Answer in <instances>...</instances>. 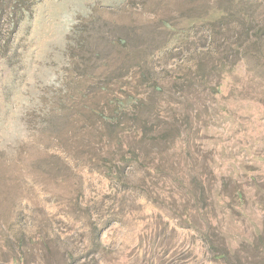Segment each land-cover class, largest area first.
<instances>
[{"label": "rangeland", "instance_id": "rangeland-1", "mask_svg": "<svg viewBox=\"0 0 264 264\" xmlns=\"http://www.w3.org/2000/svg\"><path fill=\"white\" fill-rule=\"evenodd\" d=\"M0 264H264V0H0Z\"/></svg>", "mask_w": 264, "mask_h": 264}, {"label": "trees", "instance_id": "trees-1", "mask_svg": "<svg viewBox=\"0 0 264 264\" xmlns=\"http://www.w3.org/2000/svg\"><path fill=\"white\" fill-rule=\"evenodd\" d=\"M2 1V0H1ZM226 251L223 249V250H221L219 253H218V258H220V259H224L225 258V256H226Z\"/></svg>", "mask_w": 264, "mask_h": 264}]
</instances>
